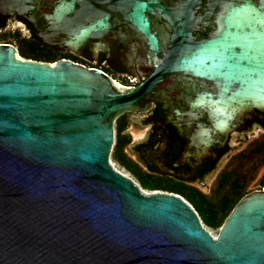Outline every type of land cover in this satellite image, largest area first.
<instances>
[{
  "label": "water",
  "instance_id": "1",
  "mask_svg": "<svg viewBox=\"0 0 264 264\" xmlns=\"http://www.w3.org/2000/svg\"><path fill=\"white\" fill-rule=\"evenodd\" d=\"M35 1L0 0V14H26ZM126 1V23L145 40L153 69L131 88L0 43V264H264V191L244 196L213 238L181 197L145 194L108 163L114 122L139 113L165 76L212 85L190 107L208 113L214 132L264 111V0H212L215 30L200 41L189 36L198 0L180 19L156 0ZM57 3L38 35L48 46L67 33L74 51L111 27L108 17L77 23L75 0ZM156 11L172 27L165 51L147 16ZM208 133L201 126V145Z\"/></svg>",
  "mask_w": 264,
  "mask_h": 264
},
{
  "label": "flooded vegetation",
  "instance_id": "2",
  "mask_svg": "<svg viewBox=\"0 0 264 264\" xmlns=\"http://www.w3.org/2000/svg\"><path fill=\"white\" fill-rule=\"evenodd\" d=\"M156 1L174 12L176 19H180L179 14L188 4V0ZM253 1L258 3L260 0ZM57 2L36 0L31 5L33 9L26 14H0V36L6 32H18L23 39L34 40L45 50L52 58L48 64L67 60L98 70L120 86L130 84L133 87L151 75L153 69L149 65L150 52L145 40L126 23V0H108L94 5L75 0V11L70 18L83 23L108 17L111 27L105 33L90 37L74 51L63 44L69 38L67 33L59 36L53 46L44 44L38 36L40 31L49 30L47 16ZM210 5L212 0H198L192 5L189 17L194 23L189 36L196 41L209 38L215 30L214 16L210 19L207 16ZM147 16L152 30L160 34L162 50L165 51L172 36L169 21L158 11ZM31 17L36 26L30 21ZM211 87L207 82L181 75L165 76L139 113H125L114 122L120 127L122 154L129 162L130 170L136 169L146 178L188 186L204 185L205 182L219 187L226 185V188L233 186L230 196L243 193L244 197L255 191L262 192L264 111L250 109L225 132H214L208 113L190 107L198 95L208 92ZM201 126L209 130V145L199 143ZM253 184L254 189H247Z\"/></svg>",
  "mask_w": 264,
  "mask_h": 264
},
{
  "label": "trees",
  "instance_id": "3",
  "mask_svg": "<svg viewBox=\"0 0 264 264\" xmlns=\"http://www.w3.org/2000/svg\"><path fill=\"white\" fill-rule=\"evenodd\" d=\"M12 35L17 38L15 33H12ZM6 44L11 45L10 43ZM16 49L19 56L26 60L50 63L52 59L34 40L17 38ZM116 130V145L113 152V159L115 162H117L120 167L130 173L143 189L150 191H161L182 197L187 203L190 204L194 212L206 226L212 229L221 227L233 208L243 197L242 194H237V197L233 202L228 200L227 197L229 194H231V192H233L234 187L229 186L226 188V185H222L221 187L218 186L215 190L214 198L217 199H215L216 201L214 200L212 202L209 198H207V196L201 194L191 186L185 184H172L169 182L150 179L149 177L146 178L142 176L136 169L130 170L131 167L128 164L129 162L126 160L121 151L122 146L120 139V127L118 128L116 126ZM218 214H222V221L218 220Z\"/></svg>",
  "mask_w": 264,
  "mask_h": 264
},
{
  "label": "rangeland",
  "instance_id": "4",
  "mask_svg": "<svg viewBox=\"0 0 264 264\" xmlns=\"http://www.w3.org/2000/svg\"><path fill=\"white\" fill-rule=\"evenodd\" d=\"M16 34V37L19 38V39H23V35H20L18 32L15 33ZM17 38H15L14 35H12V32L11 33H2L1 36H0V43L2 42H5V43H10L13 47L17 48ZM116 125H114L113 127V145H112V151L108 157V163L110 164V166L115 170L117 171L118 173L130 178L140 189L141 192L145 193V194H151V193H154V192H161V191H150V190H146V189H143L138 183L137 181L135 180V178L129 174L127 171H125L122 167L119 166V164L117 162H115V160L113 159V152H114V148H115V145H116V135H117V132H116ZM206 186H203V185H199V184H194L192 185L191 187L194 188L195 190H197L198 192H200L201 194L207 196V198H209L212 202L217 199V198H214V193H215V190L217 189L218 185L217 184H213L211 185L210 182H205L204 184ZM211 186V187H210ZM247 189H249V186L247 187ZM250 189H254V187H250ZM165 193V192H163ZM245 193V192H244ZM243 194V193H241ZM178 196V195H176ZM180 197V196H179ZM237 196L236 195H232V196H228L227 199L230 200V201H234L235 198ZM182 198V197H181ZM219 198V197H218ZM183 199V198H182ZM184 200V199H183ZM216 201V200H215ZM189 204V203H188ZM190 205V204H189ZM197 215V214H196ZM198 217V216H197ZM218 220L219 221H222L223 220V216L222 214H218L217 216ZM202 227L210 234V236H212L213 238H216V236L218 235V232L220 230L221 227L217 228V229H212L208 226H206L201 220L200 218L198 217Z\"/></svg>",
  "mask_w": 264,
  "mask_h": 264
},
{
  "label": "built area",
  "instance_id": "5",
  "mask_svg": "<svg viewBox=\"0 0 264 264\" xmlns=\"http://www.w3.org/2000/svg\"><path fill=\"white\" fill-rule=\"evenodd\" d=\"M129 80V82H133V80H131V79H128ZM122 87H125V88H131V86H130V84L129 85H127V86H122Z\"/></svg>",
  "mask_w": 264,
  "mask_h": 264
}]
</instances>
